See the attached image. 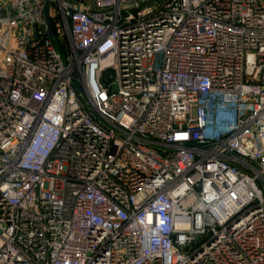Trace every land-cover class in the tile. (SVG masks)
Here are the masks:
<instances>
[{
  "label": "built area",
  "instance_id": "2783aa9c",
  "mask_svg": "<svg viewBox=\"0 0 264 264\" xmlns=\"http://www.w3.org/2000/svg\"><path fill=\"white\" fill-rule=\"evenodd\" d=\"M0 264H264V0H0Z\"/></svg>",
  "mask_w": 264,
  "mask_h": 264
},
{
  "label": "water",
  "instance_id": "95a60500",
  "mask_svg": "<svg viewBox=\"0 0 264 264\" xmlns=\"http://www.w3.org/2000/svg\"><path fill=\"white\" fill-rule=\"evenodd\" d=\"M63 3H65V0H61ZM69 10L73 11L74 9L72 7L69 8ZM46 19H47V22L49 21L48 19V7L46 9ZM78 90H80V87H78Z\"/></svg>",
  "mask_w": 264,
  "mask_h": 264
},
{
  "label": "crops",
  "instance_id": "0c3cea01",
  "mask_svg": "<svg viewBox=\"0 0 264 264\" xmlns=\"http://www.w3.org/2000/svg\"><path fill=\"white\" fill-rule=\"evenodd\" d=\"M92 2V0H89V1H85L84 3L87 5V4H90Z\"/></svg>",
  "mask_w": 264,
  "mask_h": 264
},
{
  "label": "rangeland",
  "instance_id": "374dc122",
  "mask_svg": "<svg viewBox=\"0 0 264 264\" xmlns=\"http://www.w3.org/2000/svg\"><path fill=\"white\" fill-rule=\"evenodd\" d=\"M76 1L84 3L85 1H89V0H76Z\"/></svg>",
  "mask_w": 264,
  "mask_h": 264
}]
</instances>
